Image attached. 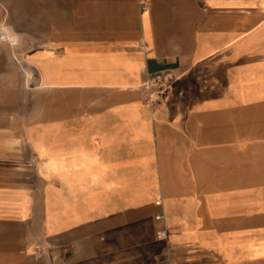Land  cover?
Here are the masks:
<instances>
[{
  "label": "crops",
  "instance_id": "crops-1",
  "mask_svg": "<svg viewBox=\"0 0 264 264\" xmlns=\"http://www.w3.org/2000/svg\"><path fill=\"white\" fill-rule=\"evenodd\" d=\"M0 264H264V0H0Z\"/></svg>",
  "mask_w": 264,
  "mask_h": 264
},
{
  "label": "built area",
  "instance_id": "built-area-1",
  "mask_svg": "<svg viewBox=\"0 0 264 264\" xmlns=\"http://www.w3.org/2000/svg\"><path fill=\"white\" fill-rule=\"evenodd\" d=\"M168 86L169 79L162 74L153 75L147 78L143 83V88L147 92V102L152 107H157L165 98ZM160 236H165V232Z\"/></svg>",
  "mask_w": 264,
  "mask_h": 264
},
{
  "label": "bare ground",
  "instance_id": "bare-ground-1",
  "mask_svg": "<svg viewBox=\"0 0 264 264\" xmlns=\"http://www.w3.org/2000/svg\"><path fill=\"white\" fill-rule=\"evenodd\" d=\"M9 35V34H8Z\"/></svg>",
  "mask_w": 264,
  "mask_h": 264
}]
</instances>
